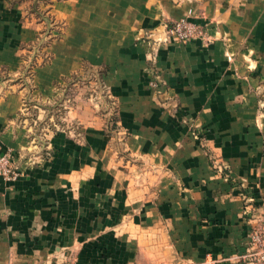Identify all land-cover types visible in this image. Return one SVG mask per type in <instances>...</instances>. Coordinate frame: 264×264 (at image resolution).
I'll return each mask as SVG.
<instances>
[{"label":"crops","instance_id":"obj_1","mask_svg":"<svg viewBox=\"0 0 264 264\" xmlns=\"http://www.w3.org/2000/svg\"><path fill=\"white\" fill-rule=\"evenodd\" d=\"M180 18L211 41L153 50ZM87 69L116 125L85 109L45 157L30 114L54 115ZM5 151L23 175L0 177V264H248L264 218V0H0Z\"/></svg>","mask_w":264,"mask_h":264},{"label":"rangeland","instance_id":"obj_2","mask_svg":"<svg viewBox=\"0 0 264 264\" xmlns=\"http://www.w3.org/2000/svg\"><path fill=\"white\" fill-rule=\"evenodd\" d=\"M52 25L54 26L55 23L53 22ZM45 37L49 40L54 36L48 31ZM44 46L46 45L44 44ZM35 56L32 57L34 62L36 60ZM96 74L93 70L87 69L83 73L71 75L69 87L63 96L57 103L49 104L50 108L48 111L54 115H48L47 111L42 116H39L38 112H32L30 114V123H32L31 127H33L31 129V139L38 148H41L45 157H51L53 155V149L51 147L52 134L55 132H68L69 130L72 132L77 127H80L81 123H83L80 121V115L83 114L85 109L91 112L86 114L87 116L82 115L83 118L86 117V119H89L90 117L92 119L94 116H101L108 125H112L113 127L116 125L115 106L111 98L103 91V87L101 88V92L100 85L96 80ZM159 264L167 263L161 261ZM181 264L193 263L183 262Z\"/></svg>","mask_w":264,"mask_h":264},{"label":"built area","instance_id":"obj_3","mask_svg":"<svg viewBox=\"0 0 264 264\" xmlns=\"http://www.w3.org/2000/svg\"><path fill=\"white\" fill-rule=\"evenodd\" d=\"M153 31L148 33L152 37ZM200 38L204 42L211 41V34L207 25L197 23L188 18H180L164 23V36L153 37L151 46L153 50L162 42L174 40L187 43L192 39ZM23 172L16 166L10 151L0 154V177L6 181L16 180ZM244 259L248 264H264V218L251 227L248 232V244ZM68 264H73L71 261Z\"/></svg>","mask_w":264,"mask_h":264}]
</instances>
